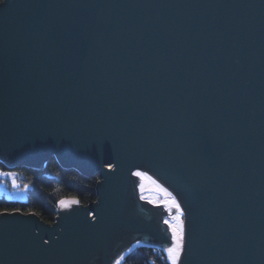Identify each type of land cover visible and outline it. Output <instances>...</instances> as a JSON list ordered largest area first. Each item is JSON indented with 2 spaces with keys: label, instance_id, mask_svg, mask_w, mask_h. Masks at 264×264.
<instances>
[{
  "label": "water",
  "instance_id": "95a60500",
  "mask_svg": "<svg viewBox=\"0 0 264 264\" xmlns=\"http://www.w3.org/2000/svg\"><path fill=\"white\" fill-rule=\"evenodd\" d=\"M52 157L99 175L98 200L0 215V264L169 247L154 179L198 204L182 264H264V0H4L0 159Z\"/></svg>",
  "mask_w": 264,
  "mask_h": 264
},
{
  "label": "trees",
  "instance_id": "16d2710c",
  "mask_svg": "<svg viewBox=\"0 0 264 264\" xmlns=\"http://www.w3.org/2000/svg\"><path fill=\"white\" fill-rule=\"evenodd\" d=\"M25 181L31 186L29 195L22 202H9L0 198V212H14L19 209L23 214H35L47 224L57 218L58 202L61 199L75 198L87 206L97 199L99 176L85 178L75 171L64 170L52 159L44 172L20 170ZM122 264H170L161 251L140 248L126 256Z\"/></svg>",
  "mask_w": 264,
  "mask_h": 264
},
{
  "label": "bare ground",
  "instance_id": "6f19581e",
  "mask_svg": "<svg viewBox=\"0 0 264 264\" xmlns=\"http://www.w3.org/2000/svg\"><path fill=\"white\" fill-rule=\"evenodd\" d=\"M52 159H55V161H57V157H52L51 159H49L47 161V164L46 166L42 169V170H35V169H28L26 168L25 166H21V165H14V166H10L6 163H4L1 159H0V171L1 172H6V173H14L15 176L17 177V182L21 185V187H23L26 183L25 181V174H23L20 170H29V171H33V172H44L48 166H49V163ZM57 163L60 165V163L57 161ZM61 166V165H60ZM107 169H113V167H106ZM70 171H73V170H70ZM76 172V171H75ZM85 178H91V177H86L84 175H81ZM95 176H99V175H95ZM93 176V177H95ZM100 178V177H99ZM100 181V180H99ZM153 181H155L156 183L154 184L155 188L157 184L161 185L163 188H166L169 192H171L173 195H175L177 197V199H179V202L183 205V210L186 212H190V214H185L187 220H186V225H189V228L187 230V240H188V243H187V252L186 254H184L187 258V260H192L193 259V256H194V250H195V235H196V230H197V226H198V207H197V203L196 201L190 197L188 194H186L185 192L183 193L182 191L178 190L174 185L166 182V181H163V180H160V179H154ZM8 185L9 183L6 182ZM99 184V183H98ZM28 185V184H27ZM98 187V185H97ZM31 189V186L28 185V189H27V192H26V195H25V199L27 198V196L29 195V191ZM0 195L1 197L0 198H4L5 200L9 201V202H22L24 201L25 199H13V198H9L7 197V195L5 193H3V191H0ZM166 199V197H165ZM98 200V198L96 199V201ZM95 201V202H96ZM93 202V203H95ZM80 203V202H79ZM81 204V203H80ZM90 205V204H89ZM87 205V206H89ZM84 206V205H83ZM87 206H84V207H87ZM57 212V211H56ZM9 213H13V212H9ZM21 213V212H20ZM23 214V213H22ZM37 216V215H36ZM57 216H58V212H57ZM92 215H90V217H92ZM38 217V216H37ZM94 218V216L92 217ZM40 219V217H39ZM171 220L170 218H168L167 216H163V219H162V222L164 223L165 220ZM41 220V219H40ZM42 221V220H41ZM44 222V221H43ZM45 223V222H44ZM55 223V222H54ZM53 223V224H54ZM47 224V223H46ZM166 225V224H165ZM170 230V229H169ZM142 246H149V247H142ZM149 248L150 250H155V251H160L161 249H163L162 247L160 246H155V245H148V244H136L133 248H132V251L135 250L134 248ZM140 247V248H139ZM136 248V249H137ZM159 249V250H158ZM164 250V249H163ZM131 252H127L126 254H124L122 257H125L127 256V254H131ZM120 261V264L121 263V259H119Z\"/></svg>",
  "mask_w": 264,
  "mask_h": 264
},
{
  "label": "snow or ice",
  "instance_id": "6c2138e0",
  "mask_svg": "<svg viewBox=\"0 0 264 264\" xmlns=\"http://www.w3.org/2000/svg\"><path fill=\"white\" fill-rule=\"evenodd\" d=\"M4 3V0H0V4ZM136 177L143 178L144 173L136 171L133 173ZM0 176H10L12 177L13 187H18L15 181L14 173L0 172ZM155 184L156 182L153 181ZM157 189L165 194L166 199L163 201L164 207L167 208L169 212H175L172 215L171 220H165L164 223L168 225L171 232V244L169 247L165 248L164 251L167 253V259L170 261V264H182V255L187 252V226H186V216L185 211L183 210L181 203L177 200V197L169 192L166 188H163L161 185H156ZM141 188L143 185L141 184ZM28 189V185L25 184L20 192H25ZM22 198V197H21ZM142 199L144 197H141ZM59 206L62 209H69L72 205L78 204L79 201L75 198L72 199H61ZM14 212H19V209H15ZM14 213H9L7 210L0 212V215H11ZM46 243V242H45ZM129 252L132 251L131 248L128 249ZM124 259L123 257L120 258ZM116 264H120V261L117 260Z\"/></svg>",
  "mask_w": 264,
  "mask_h": 264
},
{
  "label": "rangeland",
  "instance_id": "374dc122",
  "mask_svg": "<svg viewBox=\"0 0 264 264\" xmlns=\"http://www.w3.org/2000/svg\"><path fill=\"white\" fill-rule=\"evenodd\" d=\"M68 171H70V170H68ZM15 181H16V184L18 185V187H13L12 177H10V176H0V191H3V193H5L7 195V197H9V198L25 199L24 197H25L27 191L20 192V189H22L23 187H21V185L17 182V177L16 176H15ZM6 182H8L9 185ZM0 197H1V195H0ZM167 220H169V219H167ZM186 220H187V218H186ZM142 247H149V246H142ZM136 248H134L135 250H133L132 253L135 252L138 249V248L137 249ZM160 251L162 253H164V255L167 258V253L163 249H161ZM128 255L129 254H127V256ZM125 257H123V258L125 259ZM124 259L121 260V263L123 262ZM169 263H170V261H169Z\"/></svg>",
  "mask_w": 264,
  "mask_h": 264
}]
</instances>
